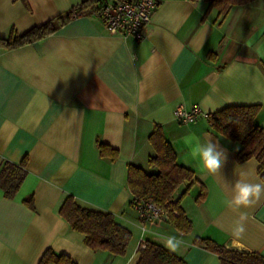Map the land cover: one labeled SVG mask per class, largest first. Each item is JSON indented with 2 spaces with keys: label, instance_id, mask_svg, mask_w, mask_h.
<instances>
[{
  "label": "crops",
  "instance_id": "crops-1",
  "mask_svg": "<svg viewBox=\"0 0 264 264\" xmlns=\"http://www.w3.org/2000/svg\"><path fill=\"white\" fill-rule=\"evenodd\" d=\"M84 0H0V36L23 34ZM137 41L110 33L94 14L16 48L0 47V158L26 159L27 176L12 198L0 188V264H38L48 248L77 264H136L139 244L165 246L170 235L185 245L173 252L187 264H221L196 245L198 237L264 256V198L249 208L229 207L237 173L264 182L258 162L236 160L241 144L215 131L207 115L230 105L259 104L264 128V0L233 6L224 17L203 0H158ZM177 106L198 107L181 123ZM159 125L177 161L194 172L180 201L192 229L183 233L167 217L141 222L130 203L128 165L150 172L148 137ZM218 142L227 155L220 175L201 170L183 138ZM118 150L115 160L98 144ZM185 185L175 194L177 199ZM205 196L198 200L201 190ZM87 209L109 212L132 237L124 254L93 250L58 210L65 197ZM32 197L33 208L25 200ZM246 213L243 238L232 235ZM239 244L240 246H234Z\"/></svg>",
  "mask_w": 264,
  "mask_h": 264
},
{
  "label": "trees",
  "instance_id": "trees-1",
  "mask_svg": "<svg viewBox=\"0 0 264 264\" xmlns=\"http://www.w3.org/2000/svg\"><path fill=\"white\" fill-rule=\"evenodd\" d=\"M200 1V0H192ZM209 3L208 10L216 8L219 17H224L236 5H247L256 0H203ZM105 0H84L68 11L60 13L47 22L34 26L23 34L11 28L7 35L0 36V47L16 48L40 40L54 33L67 21L95 12L103 6ZM260 105H230L207 115L211 127L232 141L241 144L236 153L240 163L254 158L258 162V173L264 179V128L256 123ZM154 153L148 158V166L153 171L128 165L126 185L134 198L146 199L160 208L172 225L183 233L192 229L180 201L186 195L194 180V172L177 161V156L170 143L165 139L159 125L148 137ZM102 156L115 160L118 150L106 143L98 144ZM27 176L26 159L14 163L0 158V188L6 197L12 198L18 192ZM185 185L180 196L175 199L178 189ZM205 196L202 189L198 200ZM25 203L33 208L32 197ZM58 213L69 224L70 228L84 235V243L93 250H105L113 254H124L132 237L131 232L117 224L113 214L84 208L78 205L72 195L65 197ZM196 245L216 253L221 264H264V256L254 251H241L219 245L210 238L198 237ZM140 254L136 264H187L181 257L161 245L145 241L138 246ZM38 264H77L68 255L56 253L48 248L42 254Z\"/></svg>",
  "mask_w": 264,
  "mask_h": 264
},
{
  "label": "built area",
  "instance_id": "built-area-1",
  "mask_svg": "<svg viewBox=\"0 0 264 264\" xmlns=\"http://www.w3.org/2000/svg\"><path fill=\"white\" fill-rule=\"evenodd\" d=\"M158 3V0H105L95 15L110 33L140 41L145 37L146 27ZM200 115L201 112L196 106L189 110L177 106L173 111L174 118L181 123L193 122ZM132 205L141 222H158L166 217L158 206L146 199L134 198Z\"/></svg>",
  "mask_w": 264,
  "mask_h": 264
},
{
  "label": "clouds",
  "instance_id": "clouds-1",
  "mask_svg": "<svg viewBox=\"0 0 264 264\" xmlns=\"http://www.w3.org/2000/svg\"><path fill=\"white\" fill-rule=\"evenodd\" d=\"M183 143L189 149V154L192 159L196 161L201 170L216 176L220 175L221 169L227 160V155L224 150H221L218 142L207 140L205 143H201L199 137L194 134H190L183 138ZM238 177L234 183L229 184L224 182L225 186L231 190V198L227 200L229 207L236 209L249 208L258 203L264 198V182L250 183L244 177L245 173H237ZM222 178V177H221ZM247 219L246 213H241L239 219L236 221L235 226L232 229V235L237 238H243L245 233V221ZM185 245V241L182 237L170 235L165 238V246L173 252L179 251V249ZM234 246H240L234 244Z\"/></svg>",
  "mask_w": 264,
  "mask_h": 264
}]
</instances>
